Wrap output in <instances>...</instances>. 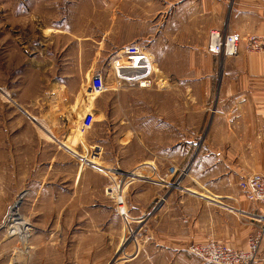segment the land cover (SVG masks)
<instances>
[{
  "label": "rangeland",
  "instance_id": "1",
  "mask_svg": "<svg viewBox=\"0 0 264 264\" xmlns=\"http://www.w3.org/2000/svg\"><path fill=\"white\" fill-rule=\"evenodd\" d=\"M136 4L137 11L130 0H0V264H117L133 228L129 173H166L170 187H180L179 176L189 188L197 186L189 176L207 180L214 161L207 139L227 59L216 55L211 94L203 81L207 69L196 73L187 63L198 51H185L188 78L164 82L153 62V85H116L114 65L124 63L123 49L147 48L143 2ZM105 11L119 18L120 29H96ZM134 14L137 29H129ZM84 22L88 29H72ZM96 72L106 86L95 103L96 121L84 133L71 125L66 148L58 147L55 138L81 104L93 107L95 94L86 87ZM90 145L101 148L100 160L90 161L108 171L86 161ZM110 188L123 198L124 214ZM259 220L263 225L246 246L260 232L262 244ZM186 264H192L188 257Z\"/></svg>",
  "mask_w": 264,
  "mask_h": 264
},
{
  "label": "crops",
  "instance_id": "2",
  "mask_svg": "<svg viewBox=\"0 0 264 264\" xmlns=\"http://www.w3.org/2000/svg\"><path fill=\"white\" fill-rule=\"evenodd\" d=\"M130 1L135 11L136 3L143 2L139 8L145 17V49L164 82L169 83L170 77L175 82L188 78L185 51H198V58L192 55L187 63L198 67L196 73L200 66L207 69L203 81L211 94V84H217V67L216 55L207 50L208 31L220 27L240 42L239 53L226 58L223 87L212 110L207 142L214 147L209 153L214 161L207 180L189 176L188 183L197 184L189 188L179 176L180 187H170L166 173L157 171L159 178H155L153 171L151 176L127 181L134 192V205H128L133 228L128 245L124 243L126 257L117 264H186L187 257L192 264H201L187 250L189 243L214 239L244 248L253 229L263 225L258 204L246 199L234 179L264 172V50L247 51L243 40L247 35L264 37V0ZM100 16L96 29H120V20L111 11ZM136 17L130 16L129 29H137ZM72 29H88V23ZM201 151L199 157L207 156ZM186 200L192 201L191 209H186ZM122 243L119 236L116 247L120 251ZM252 264H264V239L260 258Z\"/></svg>",
  "mask_w": 264,
  "mask_h": 264
},
{
  "label": "built area",
  "instance_id": "3",
  "mask_svg": "<svg viewBox=\"0 0 264 264\" xmlns=\"http://www.w3.org/2000/svg\"><path fill=\"white\" fill-rule=\"evenodd\" d=\"M230 1V0H224ZM244 48L247 51H262L264 50V37L256 35H247L244 39ZM207 48L214 55H220L223 58L236 56L240 51L239 39L224 30L211 28L208 32ZM125 55L124 63L120 60L116 61L114 65V78L116 85L130 82L136 83L140 87H148L154 84V68L153 61L149 54L137 45L131 44L123 49ZM89 95H94L93 107L81 106L78 108L77 115H75L70 123H67L65 130L59 132L55 141L58 147L64 146L63 139L68 137V129L72 125L75 129L84 133L90 129L95 119L98 116V111L95 110V103L97 98L106 89L105 78L102 73L96 72L90 76L88 85L86 87ZM90 96V97H91ZM90 157H85L87 160H100L101 148L99 145H90L87 149ZM86 160V161H87ZM87 161V162H89ZM89 163L95 164L92 161ZM238 187L244 194L246 199L250 202L257 203L264 219V172H251L242 176L238 181ZM115 197L118 205V211L124 214V200L119 194H114L113 189L110 188V195ZM261 232L256 233L244 249L233 248L227 244L214 239H205L202 241L192 242L188 246V250L199 257L200 259L213 264H252L260 256Z\"/></svg>",
  "mask_w": 264,
  "mask_h": 264
},
{
  "label": "bare ground",
  "instance_id": "4",
  "mask_svg": "<svg viewBox=\"0 0 264 264\" xmlns=\"http://www.w3.org/2000/svg\"><path fill=\"white\" fill-rule=\"evenodd\" d=\"M154 68V67H153ZM66 145L64 144V147H65ZM66 148V147H65ZM68 149V148H67ZM84 161H85V159H83ZM88 161V160H87ZM93 166L96 168V169H98V170H101V171H108L105 167H102V166H100L99 164H93ZM134 171H136V170H134ZM133 172V171H132ZM140 174V173H139ZM133 175H131V178L130 179H134V176H136V175H134L133 177H132ZM125 178V177H124ZM138 178V177H137ZM147 179V178H146ZM151 180V179H150ZM156 180V179H155ZM125 181V180H124ZM126 182V181H125ZM126 186V185H125ZM122 190V189H121ZM119 193H122L121 191H119V190H117ZM24 227V226H23ZM24 228H26V226L24 227Z\"/></svg>",
  "mask_w": 264,
  "mask_h": 264
},
{
  "label": "water",
  "instance_id": "5",
  "mask_svg": "<svg viewBox=\"0 0 264 264\" xmlns=\"http://www.w3.org/2000/svg\"><path fill=\"white\" fill-rule=\"evenodd\" d=\"M186 171V170H185ZM130 175H132V173H129ZM183 174H185V172H183ZM181 176H183V175H181ZM108 264H112V262H109Z\"/></svg>",
  "mask_w": 264,
  "mask_h": 264
}]
</instances>
